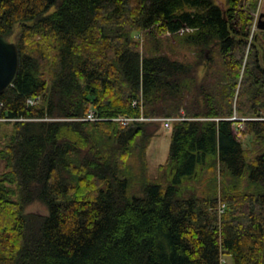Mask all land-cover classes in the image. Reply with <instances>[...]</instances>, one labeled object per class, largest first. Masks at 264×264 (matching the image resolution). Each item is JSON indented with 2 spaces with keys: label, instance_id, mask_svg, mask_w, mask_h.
<instances>
[{
  "label": "trees",
  "instance_id": "obj_1",
  "mask_svg": "<svg viewBox=\"0 0 264 264\" xmlns=\"http://www.w3.org/2000/svg\"><path fill=\"white\" fill-rule=\"evenodd\" d=\"M259 2L0 0V264H264Z\"/></svg>",
  "mask_w": 264,
  "mask_h": 264
},
{
  "label": "water",
  "instance_id": "obj_2",
  "mask_svg": "<svg viewBox=\"0 0 264 264\" xmlns=\"http://www.w3.org/2000/svg\"><path fill=\"white\" fill-rule=\"evenodd\" d=\"M258 29L264 31V13L260 16ZM19 68L20 53L17 45L0 33V96L14 85Z\"/></svg>",
  "mask_w": 264,
  "mask_h": 264
},
{
  "label": "rangeland",
  "instance_id": "obj_3",
  "mask_svg": "<svg viewBox=\"0 0 264 264\" xmlns=\"http://www.w3.org/2000/svg\"><path fill=\"white\" fill-rule=\"evenodd\" d=\"M220 3H226V0H219ZM260 6V2L258 5V8ZM257 8V9H258ZM264 13V0L262 1V5L260 6V14ZM255 19V18H254ZM191 51L185 49L183 50L182 54L186 55L187 57H189L190 59H192L194 53H191ZM171 134H172V130L171 129H166L163 128V130L160 132L159 136L157 138L154 139L153 141V145L150 151L151 157L149 155V160L151 163V171L152 173H154L156 167L161 164L164 163L168 157L169 154V150H170V145H171ZM153 152V154H152ZM155 165H157L155 167ZM44 208L42 206L36 205L34 207H32V211L34 212H38V213H43ZM225 264H233L232 260L229 258L225 259Z\"/></svg>",
  "mask_w": 264,
  "mask_h": 264
},
{
  "label": "built area",
  "instance_id": "obj_4",
  "mask_svg": "<svg viewBox=\"0 0 264 264\" xmlns=\"http://www.w3.org/2000/svg\"><path fill=\"white\" fill-rule=\"evenodd\" d=\"M262 1L263 0H260V6L262 5ZM260 6L257 10H253L252 11V14L254 15V27H253V32L255 30L258 29V21H259V18H260ZM244 9H246V7H244ZM40 98H32L30 100H28L29 104L30 105H36L38 104ZM134 105L135 106H138V102H134ZM3 107V102H1L0 100V108ZM185 118L183 117H166V118H150V119H147V118H144V117H141V118H138V119H124V118H121V119H116V120H119V121H124V122H129V121H133V120H141V121H147V120H151V121H162L164 122L165 124V127L167 129H170L172 124L176 121H181V120H184ZM82 120H89V121H93V120H98L97 117L95 116V114L93 112H90L86 118L82 119ZM14 121L13 119H10V118H5V117H0V125L4 122H12ZM225 208H226V205L225 204H221L219 210H220V213H223L225 211Z\"/></svg>",
  "mask_w": 264,
  "mask_h": 264
}]
</instances>
